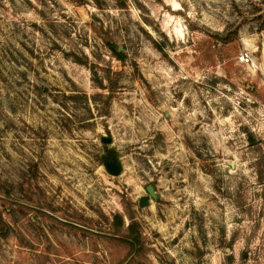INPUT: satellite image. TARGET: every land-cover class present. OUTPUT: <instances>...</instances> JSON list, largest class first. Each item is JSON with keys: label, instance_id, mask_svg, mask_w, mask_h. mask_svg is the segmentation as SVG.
I'll return each instance as SVG.
<instances>
[{"label": "rangeland", "instance_id": "1", "mask_svg": "<svg viewBox=\"0 0 264 264\" xmlns=\"http://www.w3.org/2000/svg\"><path fill=\"white\" fill-rule=\"evenodd\" d=\"M0 264H264V0H0Z\"/></svg>", "mask_w": 264, "mask_h": 264}, {"label": "trees", "instance_id": "2", "mask_svg": "<svg viewBox=\"0 0 264 264\" xmlns=\"http://www.w3.org/2000/svg\"><path fill=\"white\" fill-rule=\"evenodd\" d=\"M217 38L221 39L222 44H228L229 42L233 40L229 36H223V35L217 36ZM115 56L117 57V59H121L120 55L116 53H115ZM127 219L129 223L124 228L122 218L119 215H114L113 216V226L119 230L124 228L123 234L122 236H120L119 239L129 247L130 252H131L133 251V249H136L138 246H140L139 225L136 222H134L131 216H128Z\"/></svg>", "mask_w": 264, "mask_h": 264}, {"label": "water", "instance_id": "3", "mask_svg": "<svg viewBox=\"0 0 264 264\" xmlns=\"http://www.w3.org/2000/svg\"><path fill=\"white\" fill-rule=\"evenodd\" d=\"M101 140L103 142L106 141V139H104V138H102ZM106 170L111 175H117L118 172H119L118 167H117V165L115 163H110V164L106 165ZM146 190L148 191V193L150 194V196H152L154 198V194H153L152 188L147 187ZM140 203H141V205H143L144 204V201L143 200H140Z\"/></svg>", "mask_w": 264, "mask_h": 264}, {"label": "built area", "instance_id": "4", "mask_svg": "<svg viewBox=\"0 0 264 264\" xmlns=\"http://www.w3.org/2000/svg\"><path fill=\"white\" fill-rule=\"evenodd\" d=\"M237 63L242 66H249L252 64L251 54L247 51L241 52L237 57Z\"/></svg>", "mask_w": 264, "mask_h": 264}]
</instances>
